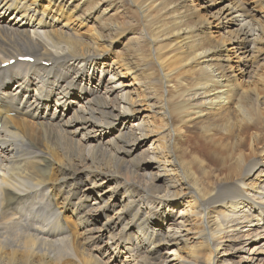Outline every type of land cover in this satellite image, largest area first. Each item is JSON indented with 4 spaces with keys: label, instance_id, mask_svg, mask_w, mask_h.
Wrapping results in <instances>:
<instances>
[{
    "label": "bare ground",
    "instance_id": "obj_1",
    "mask_svg": "<svg viewBox=\"0 0 264 264\" xmlns=\"http://www.w3.org/2000/svg\"><path fill=\"white\" fill-rule=\"evenodd\" d=\"M218 1L0 0V264H264V11Z\"/></svg>",
    "mask_w": 264,
    "mask_h": 264
},
{
    "label": "rangeland",
    "instance_id": "obj_2",
    "mask_svg": "<svg viewBox=\"0 0 264 264\" xmlns=\"http://www.w3.org/2000/svg\"><path fill=\"white\" fill-rule=\"evenodd\" d=\"M206 1H209V0H206ZM232 1H234V0H222V1H218V3L217 4H227V3H230V2H232ZM248 3H247V6L248 7H254V8H256V9H260L261 11H264V9H262L261 8V5H258V3H253V2H255V0H246ZM46 4V3H45ZM48 5V4H47ZM71 8H72V6H71ZM116 7H114V9H115ZM52 9H55L54 7L52 8ZM70 11V10H69ZM122 12V11H121ZM67 17V15H65V17L63 18H61L60 19V21H63V22H65V18ZM58 18V17H57ZM89 17H86V19H88ZM117 19H118V21H122L123 19H122V17L119 15L118 17H117ZM88 22L87 23H85L83 26H82V28L80 29V30H77V29H79V27H78V25H80V22H78L77 20H75L74 19V29H75V31H80V32H82V35H85V31L87 32V34H93L94 32H93V22H95V20H94V18L93 19H90V20H87ZM59 22V21H58ZM107 22H109V21H107ZM60 23V25H59V27L62 25L61 24V22H59ZM126 41H129V37H127L126 36V34H123V35H121L120 37L118 36L117 38H116V40L114 41L115 43V49L116 50H120V49H122V48H125L126 46H124V44L126 43ZM230 47V46H229ZM235 59H237V58H234V61L233 62H236L237 60H235ZM98 75H99V73H98ZM130 81V80H129ZM128 81V82H129ZM120 126H122V123L120 122ZM107 134L106 135H108L109 136V134H111V135H115V134H117V131H116V129H115V131H108V132H106ZM147 144L148 143H146L145 144V146H147ZM163 177V176H162ZM110 183L111 182H108V183H105V185H104V188H103V190L104 189H107L109 186H110ZM98 192H94V198H97L98 196ZM116 200H117V198H116ZM182 201H183V203L184 204H187V198H182ZM182 208H177V209H175L176 210V212H174L173 214L174 215H176V214H179L180 216H183L184 214H180L179 212H180V210H181ZM156 213V216H157V218H155L154 216H152V217H154L155 219L151 222V224L153 225V227L154 228H156V229H161L162 231H166V228H165V224L161 221L162 219H167L166 218V216H164L163 214H161L160 212H155ZM48 216H51V214L49 215H47L46 217H48ZM105 215L103 214V213H100V214H98V218H99V221L100 222H105V217H104ZM167 217H169V216H167ZM184 230H186V229H184ZM134 231H135V229H134ZM185 233H186V231H183V234L185 235ZM192 234L191 233H189V236H191ZM175 247V246H174ZM179 247H180V249H179V253L181 254V255H183V256H185L186 255V253H188V251H189V249L187 248V247H185V246H183V244H181L180 242H179ZM102 252H106V251H102ZM125 255H127V254H125ZM224 257H226V258H233V259H235V260H238V257H233L231 254H229V255H225V256H223V258Z\"/></svg>",
    "mask_w": 264,
    "mask_h": 264
}]
</instances>
